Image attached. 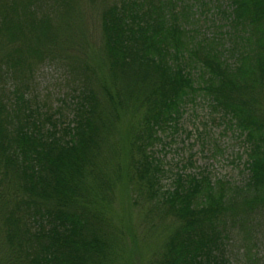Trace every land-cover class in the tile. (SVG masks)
Wrapping results in <instances>:
<instances>
[{
	"label": "trees",
	"instance_id": "16d2710c",
	"mask_svg": "<svg viewBox=\"0 0 264 264\" xmlns=\"http://www.w3.org/2000/svg\"><path fill=\"white\" fill-rule=\"evenodd\" d=\"M207 1L0 0V264H235L233 240L264 262V0L215 6L210 37ZM50 63L57 107L31 96ZM201 100L243 142L238 184L157 157Z\"/></svg>",
	"mask_w": 264,
	"mask_h": 264
},
{
	"label": "rangeland",
	"instance_id": "374dc122",
	"mask_svg": "<svg viewBox=\"0 0 264 264\" xmlns=\"http://www.w3.org/2000/svg\"><path fill=\"white\" fill-rule=\"evenodd\" d=\"M207 1V0H204ZM211 5L206 7L207 19H200L196 30L199 34L208 36L222 27V32L227 31V22L224 20H213L211 14H214L215 6L222 8L227 12L226 0H211ZM208 3V1H207ZM212 11V12H211ZM214 24V25H213ZM92 26V22H91ZM86 44V42H84ZM87 46L93 48L90 40ZM34 89L31 94L37 103H46L48 106H58L60 97L68 93L67 84L63 81L66 79V71L59 63L46 64L37 72ZM201 100L195 107L189 106L179 122V130L172 133L169 130L166 134H161L162 145L157 149V157L164 164V169L168 173H200L210 175L213 181L225 179L238 184L243 179L245 147L238 137V132L227 129L223 124L222 115L219 112L211 114L210 109ZM241 157V159H240ZM191 159L192 166L188 163ZM170 175L162 180L164 189L170 188ZM137 224L140 225L137 217ZM236 234H233L238 241ZM233 241L229 242L228 255L235 260V264H245L241 256H236ZM239 242V241H238ZM258 249L259 259L264 255V242L260 240ZM239 246H237V249ZM237 257V258H236ZM264 264V262L262 263Z\"/></svg>",
	"mask_w": 264,
	"mask_h": 264
}]
</instances>
